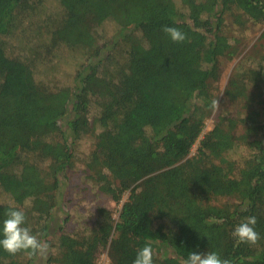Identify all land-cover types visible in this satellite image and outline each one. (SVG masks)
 I'll return each mask as SVG.
<instances>
[{
  "label": "trees",
  "instance_id": "16d2710c",
  "mask_svg": "<svg viewBox=\"0 0 264 264\" xmlns=\"http://www.w3.org/2000/svg\"><path fill=\"white\" fill-rule=\"evenodd\" d=\"M60 4L62 16L48 31L46 21L33 20L31 0H0V186L10 200L0 202V239L7 211L16 209L49 248L60 232L58 252L45 264H97L101 250H108L110 264H133L148 244L153 264H182L189 253L208 252L231 264H264V57L227 89L249 113L220 115L204 134L221 60L237 53L226 21L264 24V0ZM106 24L126 47H99L96 30ZM165 26L186 39L173 42ZM21 34L29 58L9 51ZM64 64L72 68L68 82L37 81L38 65L55 73ZM93 106L101 131L89 156L90 177L116 203L130 196L118 219L101 208L90 235L72 236L65 233L68 219L55 215L75 143L92 132ZM239 127L244 134L236 133ZM241 144L250 155L238 165L228 156ZM250 216L257 218L260 238L254 245L237 243L232 232ZM39 256L0 247V264H37Z\"/></svg>",
  "mask_w": 264,
  "mask_h": 264
},
{
  "label": "rangeland",
  "instance_id": "374dc122",
  "mask_svg": "<svg viewBox=\"0 0 264 264\" xmlns=\"http://www.w3.org/2000/svg\"><path fill=\"white\" fill-rule=\"evenodd\" d=\"M35 11L32 12L33 20L36 24L42 25V21H46L48 31L51 29L53 22H57L62 16V8L60 0H31ZM180 3V0H177ZM226 30L230 38V42L236 47L237 53L232 58H225L221 60V75L217 82H214L212 88L215 91L218 105L215 108L212 116L207 120V125L204 134L210 131L218 120L220 115L226 116H246L249 113V109L245 108V101H231L227 96V89L230 81L238 73H246L248 70L258 69L262 64L264 57V42L260 39L264 31V24H254L249 22L245 27L237 26L233 23V19H227ZM34 30V29H33ZM47 31V30H46ZM28 38H33L31 33H28ZM46 36V33L44 34ZM115 34V27L111 24L99 27L96 30L97 43L99 47L105 51H114L116 46L126 47L125 45H117L120 41ZM27 38V37H26ZM27 40V39H26ZM23 35H16L11 40L9 51L16 55H23L24 58H29L27 53L29 44H26ZM38 42V39H34L32 43ZM113 46H112V44ZM103 50V52H104ZM70 62H73L75 58H68ZM77 59V58H76ZM78 61V60H77ZM46 65L44 67L35 68L36 79L42 84H53L51 81L54 77L68 82L71 80L72 68L68 64H64L59 67L57 72L46 71ZM52 72V73H51ZM264 99V87L261 91ZM254 107L261 113L262 109L258 103L253 104ZM90 118L92 121V132L83 137L81 140L75 143V160L72 169L68 170L64 176H62L61 184V209L57 212L55 217L58 220L68 219V223L65 228V233L69 235H90L95 229L98 222L99 209L105 208L109 210L115 219H118L123 204L129 199L130 193L124 194L122 200L118 203L114 202L108 195L101 193L98 185H96L91 177L90 170L88 168L89 156L92 153L95 144L97 142V136L100 133V129L94 126V118L98 115L97 107L93 106L90 109ZM63 125V123H62ZM243 127H239L237 134H244ZM203 134V136H204ZM202 140V137L200 138ZM200 140L194 146L192 155L197 152ZM250 155V150L247 146L240 145L231 154L229 158L234 160L238 165H242L244 160ZM0 202H10L8 196L3 193L0 186ZM225 200L219 202L224 203ZM55 230V229H54ZM60 233V232H59ZM58 231H54L53 240L50 248L45 256H39L37 264H45L50 254L56 255L59 245ZM97 264H110L108 256V250H101L98 254Z\"/></svg>",
  "mask_w": 264,
  "mask_h": 264
},
{
  "label": "clouds",
  "instance_id": "9594fccd",
  "mask_svg": "<svg viewBox=\"0 0 264 264\" xmlns=\"http://www.w3.org/2000/svg\"><path fill=\"white\" fill-rule=\"evenodd\" d=\"M162 31L173 42H183L186 39L185 34L177 28L165 26ZM217 105L218 101L213 100L212 108L215 109ZM6 217L3 221V238L0 239V247L12 255L21 251L30 256L37 254L45 256L47 254L49 245L32 234L30 228L24 226L26 218L22 210H9L6 213ZM256 224L257 218L255 216L247 217L239 223L232 232V236L237 240V243L256 244L260 238L254 228ZM133 264H153V249L150 244L138 250ZM182 264H231V261L229 259H221L215 252H208L207 254L189 253L188 257L182 261Z\"/></svg>",
  "mask_w": 264,
  "mask_h": 264
}]
</instances>
